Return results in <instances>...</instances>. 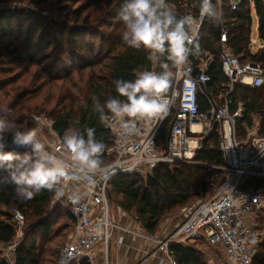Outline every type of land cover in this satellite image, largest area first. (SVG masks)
I'll return each instance as SVG.
<instances>
[{"label":"trees","instance_id":"16d2710c","mask_svg":"<svg viewBox=\"0 0 264 264\" xmlns=\"http://www.w3.org/2000/svg\"><path fill=\"white\" fill-rule=\"evenodd\" d=\"M47 1L0 0V114L7 113L18 128H32L28 121L31 115H46L59 138L70 126L85 136L86 129L94 128L96 138L105 144L102 157L107 165L112 162L106 150L112 147L113 138L107 123L101 121L94 110L93 98L103 102L109 95H119L114 84L116 79L132 80L137 72L151 70L148 51L127 46L121 37L123 22L119 12L123 0H109L107 4L103 0H90L86 7L79 9L76 6L82 0H53L56 12L65 15L63 24L46 21L30 9L9 16L3 9L15 4L31 8ZM170 5L178 16L192 11L199 17V0H170ZM216 8L222 13L221 21L204 18L191 57H204L206 53L212 56L208 66L211 82L206 91L218 96L222 85L227 83L219 61L223 31L227 32L232 52L236 56L243 55L242 62L251 61L264 67V48L254 55L251 53L254 17L259 41L264 46V0H242L234 12L227 4ZM110 17L116 24H106ZM97 24L100 28L108 25L112 30L101 34L98 27L93 30ZM95 31L98 40H90ZM47 37L51 39L52 48L37 59L36 54L47 48L44 43ZM106 45L110 46L106 48ZM170 92L171 86L168 95ZM231 96L235 102L246 105L244 119L237 121L238 138L244 140L247 129H251L256 120L260 122L259 135L264 136V88L236 86ZM198 102L201 112L209 109L205 96L200 95ZM170 126L169 119L161 128L158 137L161 144H165ZM205 144H214L215 149L197 153L194 165L178 164L173 170L162 166L146 179L117 175L109 184L110 199L111 196L118 198V206L135 218L146 234L156 235L169 216L205 199L225 181L216 128ZM54 198L53 192L41 189L32 198L23 199L17 195L7 173L0 171V247L11 244L16 236L11 224L13 216L3 212V207L16 208L25 219L27 216L30 224L25 245L16 251L15 264H43L45 251H40L39 247H45L56 238L52 231L61 221L73 222L68 205L56 204ZM198 249L173 245L169 253L178 264H210L203 261ZM80 264L89 263L84 260ZM254 264H264V244Z\"/></svg>","mask_w":264,"mask_h":264},{"label":"built area","instance_id":"2783aa9c","mask_svg":"<svg viewBox=\"0 0 264 264\" xmlns=\"http://www.w3.org/2000/svg\"><path fill=\"white\" fill-rule=\"evenodd\" d=\"M241 1L214 0V4L217 7L227 4L234 12ZM186 15L194 20L190 33L193 49L204 18L200 15L195 17L192 11ZM220 45V67L227 83L222 85L218 96L206 91L211 82L208 66L212 56L206 53L204 57L195 59L190 55L186 68L180 71L171 85L169 96L172 103L166 114L147 123L141 121L140 131L132 137L120 135L116 123L107 124L113 138L112 147L106 150V156L112 158V162L106 165L110 168L108 178H99L87 198L78 203L66 198H54V203L64 202L68 205L76 228L75 236L62 246L57 264H80L84 260L95 264V254L99 248L102 249L103 264H109L114 231L149 240L155 245L156 252L165 256L167 264H178L169 253L171 246L196 244L211 250L218 264H254L264 244V136L259 135L260 122L256 120L254 126L247 129L246 138H238L237 121L244 119L246 105L235 102L231 94L236 86L264 88V67L251 61L242 62L243 55L236 56L229 48L225 31L221 34ZM263 48L257 27V40L251 38L252 55ZM151 70L157 71V67L152 66ZM200 95L205 96L209 105L204 113L198 102ZM169 119L168 138L165 144H161L159 133ZM38 121L48 122L50 136L54 135L57 139L50 138L48 132L44 134L52 147H57L59 137L52 129L53 122L37 117L31 120L36 124ZM215 128L218 134L217 149L224 159L221 169L226 173L225 181L205 199L184 208L182 221L171 231L170 223L157 235L147 237L137 221L134 227L120 226L110 212L109 184L112 179L117 175L146 179L162 166L173 170L178 164L194 165L197 153L215 149L214 144H205ZM12 150L17 155L25 152L24 148ZM11 224L16 236L23 238L25 217L16 212ZM121 241L122 236L119 237ZM13 242L7 245V249H2L4 254L0 252V264H15V254L20 245Z\"/></svg>","mask_w":264,"mask_h":264},{"label":"clouds","instance_id":"9594fccd","mask_svg":"<svg viewBox=\"0 0 264 264\" xmlns=\"http://www.w3.org/2000/svg\"><path fill=\"white\" fill-rule=\"evenodd\" d=\"M199 15L214 22L222 19L214 0H199ZM119 18L126 45L147 50L153 68L160 69L141 70L132 80L116 79L119 95H109L103 102L93 98L101 121L116 123L120 135L132 137L140 131L141 121L147 123L167 113L172 103L169 88L193 54L190 33L194 20L190 15L178 16L170 0H123ZM46 129L51 132L47 121H38L32 128H18L7 113L0 114V171L7 173L23 199L46 189L57 199L78 203L89 195L99 178L109 176L110 168L102 157L105 144L96 138L94 128L86 129L85 136L70 126L53 148L44 134ZM14 148H24L25 152L17 156Z\"/></svg>","mask_w":264,"mask_h":264},{"label":"rangeland","instance_id":"374dc122","mask_svg":"<svg viewBox=\"0 0 264 264\" xmlns=\"http://www.w3.org/2000/svg\"><path fill=\"white\" fill-rule=\"evenodd\" d=\"M103 1L105 2V4H107L109 0H103ZM88 3H90V0H82L76 6V9L84 8V7H86L88 5ZM55 5H57V4H55ZM59 6H62V5L59 4ZM3 9H6V11H4V13H5V15H8V16L9 15H15L17 13V11H19V10L28 11L30 9L31 11H34V12L37 11L36 13H39V15L42 16V18H44V20H46V21L50 20V21H53V22L58 23V24H63V22L66 20L65 19V15H59L56 12L57 10L54 7L53 0L52 1L49 0V1L45 2V3H43V5H39V4L32 5L31 8L22 7L21 5L15 4V5H6V6L3 7ZM106 24H113L114 25V24H116V21H114V19H111V17H110V19H108V23H106ZM97 27L99 28V30H100L99 33H101V34H105L106 32L112 30V28L110 29L108 27V25H105L102 28H100V24L99 25L98 24L95 25L93 30H96L95 28H97ZM96 32L97 31H95L94 37L91 38L90 40H92V39L98 40V38L96 39V37H97L96 36L97 35ZM252 38L254 40H257V20H256V17H254V30H253ZM50 40L51 39L49 37H47L46 40L44 39V43L46 44L47 48L44 49L43 51L39 52L38 54H36L37 59H40V57L43 56V54H46L52 48V46L49 45L51 43ZM109 46L106 45V48H108ZM35 117L51 120L46 115L34 114V115H31V117L29 118L28 121H31ZM30 124L33 125V127H35L36 123L35 122L34 123L31 122ZM46 132H48V130H45V133ZM48 136L50 137V133L49 132H48ZM53 138L57 139L55 137H53ZM118 200L119 199L116 198L115 196H113V197L111 196V199H110V212H111V215L114 216L115 218H116V216H115L114 212H119V208H120L118 206V203H117ZM52 205H54V204H52ZM183 209H180V210L176 211L175 215L169 216L165 220V222L161 225V227H160V229H159V231L157 233H159L162 228L164 229L165 227L169 226L170 223L172 224V226L169 227V231H171L174 226H176L178 223H180L182 221L183 217H184V213L182 212ZM2 210H3V212L10 213L12 216L18 211L16 208H6V207H3ZM127 221H128L127 223L129 225H132V224L136 223V219L131 217V216H128V220ZM65 224L67 226H65ZM70 224L71 223H70V221L68 219H65V220L61 221L57 226L54 227V229L52 231V234H54V233L56 234V238L52 242H50L49 244H45V247H43V245L39 247L40 251H42V252H43V250L45 251L44 257L42 255V260L44 261L43 264H57V261L59 259V253H60V250H61L62 246L66 242H68L69 239L72 238V234H71V230H70V228H71ZM29 227H30V224H29L28 218L26 216V228H25L26 231L25 232H27ZM65 228H67V229H65ZM25 232H24L23 238H18L16 236L13 244H19L20 246L25 245V242H26L25 241V236H26ZM142 233L144 234V236H147V237L154 236V235L146 234L143 230H142ZM112 242H114V240H112ZM146 243L148 245L152 244L153 246H155L149 240H146ZM196 247L200 248L198 250H199L200 255H201V257H202V259H203V261L205 263L210 262V264H218L217 261L215 259H213L211 250H209L208 248H206L205 246L200 245V244H196ZM7 248H8V246H4V247L0 248V252L3 251L2 249H7ZM3 252H2V254H4ZM0 258H2L1 253H0ZM108 258H109V264L112 263V254L110 256V253H109V257Z\"/></svg>","mask_w":264,"mask_h":264},{"label":"crops","instance_id":"0c3cea01","mask_svg":"<svg viewBox=\"0 0 264 264\" xmlns=\"http://www.w3.org/2000/svg\"><path fill=\"white\" fill-rule=\"evenodd\" d=\"M53 137L55 136H50V138L54 139ZM86 198L87 196L84 199ZM114 214L120 226L134 227L133 224L129 225L127 223L128 215L122 209L119 208V212H114ZM70 223V230L73 238L76 234V228L73 222L70 221ZM65 226L67 225L65 224ZM136 227L137 226H135L134 229H136ZM120 236H122L121 242H119ZM112 240H114V242L111 243L109 250L110 256L112 254V263L110 264H167L165 256L160 252H156V247L152 244L148 245L143 237H136L123 232L114 231ZM101 250L102 249L99 248L96 251L94 259L95 264H103V258L100 253Z\"/></svg>","mask_w":264,"mask_h":264}]
</instances>
